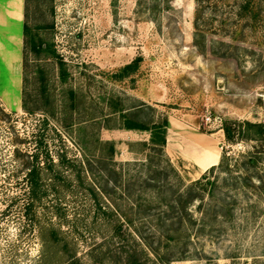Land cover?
Returning <instances> with one entry per match:
<instances>
[{
    "label": "rangeland",
    "instance_id": "obj_1",
    "mask_svg": "<svg viewBox=\"0 0 264 264\" xmlns=\"http://www.w3.org/2000/svg\"><path fill=\"white\" fill-rule=\"evenodd\" d=\"M240 2L205 0L200 29L196 0L48 4L51 37L69 74L65 83L56 80L57 102L63 104L60 92L70 88L83 94L74 122L87 121L91 109L101 114L106 105L99 96L154 108L170 124L165 158L187 186L218 166L224 154L243 160L252 153L264 182V147L230 145L222 129L226 120L264 123V0L256 1V29L237 19ZM0 37V264H68L75 257L92 264L88 254L111 242L119 217L96 183L106 180L99 167L93 174L88 170L86 155L97 162V153L82 146V137L114 141L118 170L142 158L128 144L149 135L100 129L101 119L86 122L79 135L60 115L24 111L23 68H16L22 42L15 34ZM139 57L138 72L120 80V71ZM212 153L218 162L205 168ZM134 165L129 169L137 170ZM209 178L219 187L218 218L210 220L212 227L195 229L185 259L172 264H264V183L248 180L234 190L218 170ZM225 202L232 204L230 214L222 210ZM191 209L200 219L199 203Z\"/></svg>",
    "mask_w": 264,
    "mask_h": 264
},
{
    "label": "trees",
    "instance_id": "obj_2",
    "mask_svg": "<svg viewBox=\"0 0 264 264\" xmlns=\"http://www.w3.org/2000/svg\"><path fill=\"white\" fill-rule=\"evenodd\" d=\"M35 1L38 0L26 5L22 60L24 111L30 114L42 112L56 118L60 115L64 120H71V124H65L66 127H76L79 135L85 132L86 122L97 123L98 119L103 120L99 124L100 129L149 135L148 140L128 144L129 151L142 158L135 163L121 164L118 170L115 168L117 145L114 141H87L85 136L82 137V146L87 150V145H91L93 153H97L94 155L97 162L86 155L88 170L93 174L95 167H99L100 177L106 180L103 184L96 183L119 217V222L113 226L111 242L95 247L88 258L92 264H172L184 260L191 233L195 229L201 232L208 226L212 227L210 220L218 218L216 192L219 187L209 175L217 170L224 173L234 190L248 186V180L263 187V178L256 173L258 161L252 153L242 155L243 160L224 154L218 166L210 168L200 180L187 186L165 158L170 124L167 117H157L154 108L144 103L126 106L115 95L99 96L102 100L99 104L106 105L101 114L97 115L91 109L87 121L74 122L73 116L80 114L83 94L70 88L60 92L64 97L63 104L57 102L56 80L65 83L69 74L55 50L51 37L54 25L47 22L46 16L48 7ZM256 1L241 0L236 13L238 20L248 21L254 29L261 20V9ZM204 3L205 0H196V29L201 27ZM141 63V57L135 59L120 71L118 78L124 80L137 73ZM222 129L230 145L254 142L264 147V123L226 120ZM133 165L138 169H129ZM237 172L240 174L235 175ZM248 173L250 177L245 176ZM117 193L118 197L115 196ZM197 203L200 219L194 217L191 209ZM231 205L230 202L222 203V210L230 214ZM68 264L82 262L75 257Z\"/></svg>",
    "mask_w": 264,
    "mask_h": 264
},
{
    "label": "crops",
    "instance_id": "obj_3",
    "mask_svg": "<svg viewBox=\"0 0 264 264\" xmlns=\"http://www.w3.org/2000/svg\"><path fill=\"white\" fill-rule=\"evenodd\" d=\"M34 0H0V36L5 34H15L22 42V58L21 63L16 65L17 69L22 71V60L24 52V27L26 18V5ZM44 3V7L47 8V4H54L57 0H38ZM37 1V2H38ZM36 1L34 3H37ZM51 5V6H52ZM2 37H0L1 40ZM204 163V162H203ZM217 163L205 165V168L211 167Z\"/></svg>",
    "mask_w": 264,
    "mask_h": 264
},
{
    "label": "bare ground",
    "instance_id": "obj_4",
    "mask_svg": "<svg viewBox=\"0 0 264 264\" xmlns=\"http://www.w3.org/2000/svg\"><path fill=\"white\" fill-rule=\"evenodd\" d=\"M216 162H218V156L214 155L213 153L209 154L205 158V165L213 164V163H216Z\"/></svg>",
    "mask_w": 264,
    "mask_h": 264
}]
</instances>
